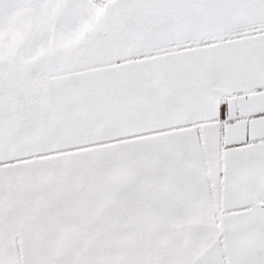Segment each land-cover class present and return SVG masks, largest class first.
Returning <instances> with one entry per match:
<instances>
[{
	"label": "snow or ice",
	"instance_id": "snow-or-ice-1",
	"mask_svg": "<svg viewBox=\"0 0 264 264\" xmlns=\"http://www.w3.org/2000/svg\"><path fill=\"white\" fill-rule=\"evenodd\" d=\"M0 264H264V0H0Z\"/></svg>",
	"mask_w": 264,
	"mask_h": 264
}]
</instances>
